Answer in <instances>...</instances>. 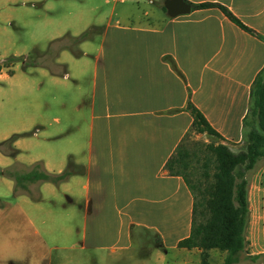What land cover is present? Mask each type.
Instances as JSON below:
<instances>
[{
  "label": "crops",
  "instance_id": "1",
  "mask_svg": "<svg viewBox=\"0 0 264 264\" xmlns=\"http://www.w3.org/2000/svg\"><path fill=\"white\" fill-rule=\"evenodd\" d=\"M187 1L221 4L256 34L214 6L169 16L164 0H0L7 24L49 41L93 29L78 55L57 52L63 74L19 62L0 69V142L17 134L0 167L78 168L39 182L36 199L0 175V264H202L199 248L177 245L190 231L192 194L166 160L190 128L189 102L221 142L243 145L264 65V0ZM247 199V249L264 253V159ZM223 257L212 248L208 262Z\"/></svg>",
  "mask_w": 264,
  "mask_h": 264
},
{
  "label": "trees",
  "instance_id": "2",
  "mask_svg": "<svg viewBox=\"0 0 264 264\" xmlns=\"http://www.w3.org/2000/svg\"><path fill=\"white\" fill-rule=\"evenodd\" d=\"M184 1L192 8L218 7L240 28L256 34L221 4ZM162 8L165 9L164 6ZM92 32L93 29L90 28L77 35L64 34L50 40L44 51L9 55L0 60V69L19 62L23 68L44 65L54 73L63 74L64 65L55 61L57 52L67 48L78 55L76 46ZM46 57H50L51 63L42 61ZM187 109L192 117L190 128L166 160L168 172L171 175H180L192 194L190 231L186 237L178 241L177 245L199 248L202 264H210L208 257L212 248L224 252L220 264H235L242 253H245L250 260H254L264 253L249 254L247 251L245 238L249 214L247 173L255 168L259 160L264 159V65L251 84L248 109L242 120L243 149L234 152L227 143L221 142L220 134L191 102L187 104ZM192 133L206 134L213 141L199 143L201 146L197 148L195 146L198 143L190 139ZM16 136L17 134H12L1 141L0 151L8 155L15 154L16 148L12 146V141ZM198 150L205 154L203 170L200 172L196 171V166L192 162L193 158L197 157ZM77 170V166L70 163L60 172H48L40 162L31 165L15 162L8 167H0V175L13 180L14 193H25L36 199L37 190H33L31 185L35 186L41 181L58 183Z\"/></svg>",
  "mask_w": 264,
  "mask_h": 264
},
{
  "label": "rangeland",
  "instance_id": "3",
  "mask_svg": "<svg viewBox=\"0 0 264 264\" xmlns=\"http://www.w3.org/2000/svg\"><path fill=\"white\" fill-rule=\"evenodd\" d=\"M5 15L6 14L0 13V17H3V19H0V56H4V57L6 56L7 57L9 55L30 54V53H32L31 48L33 46H37L40 49H46L47 43L49 42V39H45L42 35H35V34L31 33L30 29L28 27H20L21 25L16 23V22H15V26H14V24H13V26L9 23L7 24L5 21ZM3 26H5L6 28H9L10 30L12 29L11 31L14 34V44L8 45L5 43V39H4L5 28ZM14 52H17V53H14ZM42 61L47 62V63H51L50 57H46ZM190 139L192 142L198 143V144L213 141V139L210 138L209 136H207L206 134H194V133H192ZM198 144H196L195 147L199 148L198 146H201L200 144L199 145ZM243 147H244V144L241 146H236V145L230 146L231 150L234 152H237V151L243 149ZM204 156H205V154L203 153V151L198 150L197 151V157L195 159L193 158V160H192L193 164L196 166V171H198V172L203 170V162L205 160ZM262 160L263 159H261L257 162L255 168L259 164L262 163ZM255 168L248 171V173H247L248 176L250 175V173ZM31 188L34 190L35 186L31 185ZM247 251L249 253L248 249H247ZM245 255H246L245 253H242L240 255L238 262H236L235 264H263V262H264V254L259 256L258 258L254 259V260H250ZM216 261L217 262L221 261V254H217Z\"/></svg>",
  "mask_w": 264,
  "mask_h": 264
},
{
  "label": "water",
  "instance_id": "4",
  "mask_svg": "<svg viewBox=\"0 0 264 264\" xmlns=\"http://www.w3.org/2000/svg\"><path fill=\"white\" fill-rule=\"evenodd\" d=\"M163 5L169 16L187 13L191 6L184 0H164Z\"/></svg>",
  "mask_w": 264,
  "mask_h": 264
}]
</instances>
